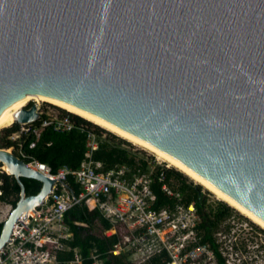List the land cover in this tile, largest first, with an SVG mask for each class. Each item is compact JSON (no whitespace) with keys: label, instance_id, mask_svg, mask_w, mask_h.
I'll return each instance as SVG.
<instances>
[{"label":"water","instance_id":"95a60500","mask_svg":"<svg viewBox=\"0 0 264 264\" xmlns=\"http://www.w3.org/2000/svg\"><path fill=\"white\" fill-rule=\"evenodd\" d=\"M28 93L160 153L264 224V0H0V123ZM0 167L20 185L2 247L54 180L13 147ZM21 177L40 189L26 194Z\"/></svg>","mask_w":264,"mask_h":264},{"label":"built area","instance_id":"2783aa9c","mask_svg":"<svg viewBox=\"0 0 264 264\" xmlns=\"http://www.w3.org/2000/svg\"><path fill=\"white\" fill-rule=\"evenodd\" d=\"M49 125L59 131L75 126L67 114L39 109L36 121L20 124L19 130L10 135L18 141L15 153L28 157L22 150V134H34L35 140L29 143L32 147ZM88 137V160L77 168L64 165L53 171L49 164L33 157L25 161L54 182L40 205L22 211L16 218L8 240L0 247V264H82L78 247L69 244L73 233L65 221L66 212L77 203H84L89 210L98 209L110 221L112 226L103 230V235L111 236L118 230L120 239L108 252L125 254L133 264H240L244 259L251 260L253 253L264 254L258 242L242 240L238 226L224 227L222 221L210 231L212 241L204 240L209 231L203 219L208 208L204 204L199 212L195 200L186 203L182 199L181 192L165 180L163 167L168 166L145 158L147 166L105 168L101 161L91 159L97 143ZM156 165H161L157 179L161 189L174 198L172 204L155 206L152 182ZM69 176L78 186L76 193L68 185ZM12 207L9 204L6 216ZM89 257L92 264H103L95 249Z\"/></svg>","mask_w":264,"mask_h":264},{"label":"trees","instance_id":"16d2710c","mask_svg":"<svg viewBox=\"0 0 264 264\" xmlns=\"http://www.w3.org/2000/svg\"><path fill=\"white\" fill-rule=\"evenodd\" d=\"M74 121L75 126L69 131L55 130L53 126L49 125L44 127L38 139L35 141L34 146L29 147L30 141L35 140L32 133L22 134L20 140L22 141V150L28 155L23 157L26 161L33 157L39 161L46 162L50 165L53 171L66 165L70 168H77L88 160L85 153L90 151L87 145V131L88 125H92L90 121L76 115L72 112L63 111ZM36 123V122H35ZM20 124L14 121L11 125L2 127L0 129V147L8 148L13 146L15 152L18 154L17 140L10 138V135L19 130ZM94 132L100 134L102 129L97 125L94 126ZM113 140L97 142V147L91 150V159L99 160L103 163L105 168H110L115 165L127 164L135 166L141 164L147 166V160L143 157L136 158V154L131 152L128 148L122 145L126 143L122 138L114 134H109ZM116 139V141H114ZM49 142V144H48ZM161 165H156L153 172L152 188L156 194L155 206H164L172 204L175 200L173 197L167 195L161 189V181H158L157 176L160 173ZM165 180L174 188L181 191L184 187L189 186L184 184L177 188L174 186V179L182 180L184 178L178 170L170 167H163ZM21 181L25 187L26 194L36 193L41 186V182L34 178L21 177ZM68 185L73 192L78 191V186L69 176ZM0 200L9 201L14 206L19 198L20 185L13 175H10L0 170ZM10 197V198H9ZM182 199L187 203L195 200L199 212L205 204V197L200 194L198 187H191L189 193L182 194ZM229 215V208L222 202L218 207L210 208L205 212L203 217L205 224L208 226L209 231L205 234L204 240L209 239L212 241L210 231L218 226V223L223 221ZM65 221L69 224L73 237L69 241L72 247H78L81 255L83 256L82 264H92V259L89 257L90 252L95 249L103 259V264H133L125 254L113 255L108 252V249L113 246L120 239L119 231L111 236L103 235V230L112 226L110 221L102 216L98 209L89 210L84 203H77L73 205L65 214ZM76 222H81L79 224ZM2 222H0V232ZM71 253H68L70 256Z\"/></svg>","mask_w":264,"mask_h":264},{"label":"rangeland","instance_id":"374dc122","mask_svg":"<svg viewBox=\"0 0 264 264\" xmlns=\"http://www.w3.org/2000/svg\"><path fill=\"white\" fill-rule=\"evenodd\" d=\"M33 102L34 101L31 100V101L26 102L23 105H24V107H28ZM39 104H40V109L44 112L63 113V111H67V110H65V109H63V108H61L55 104L47 102V101H42ZM91 124L92 125H88L89 129L87 131V137L89 135V137H88L89 140L95 141L96 143L99 141H104L106 139L108 141H110V139H111V141L113 140L112 138H110L109 134H114V133H112V132L106 130L105 128H102V127L97 125L98 127H100L102 129L100 134H97L96 132L93 131L94 126L96 124H94L92 122H91ZM114 135H116V134H114ZM116 136L119 137L118 135H116ZM119 138H121V137H119ZM123 140H125V139H123ZM114 141H116V139ZM125 142L126 143H122V145L125 146L126 148H128L134 154H136V158L143 157L144 159L146 158V159L153 160L157 164H161L163 166H168L174 170H178L175 167L169 166L167 164V162L163 161L162 159L157 158L154 153H152V152L150 153L148 150H146L142 147H139V146L127 141V140H125ZM1 170H3V169H1ZM3 171L6 172L5 170H3ZM179 172L182 174V177L184 178V183L182 180L174 179V181H175L174 186L177 188H180V186H183L184 184L189 185V186L184 187L182 194L189 193L191 187L194 186V187H198V191L200 192V194L205 197V205L207 206L208 209H210V208L214 209V208L218 207L220 202L224 203L229 208V215L226 218H224L222 221V223L224 224V227L225 226L228 227L229 225L238 226L239 227L238 231H239V234H240V237L242 238V240L248 239L251 242H258V244L261 247L263 246V253H264V229L263 228L258 226L256 223H254L250 219H248L245 215L238 212L232 206H230V205L226 204L224 201L218 199L216 196L213 195L212 192H210L209 190H207L206 188H204L200 184L196 183L192 179H190L184 173H182L181 171H179ZM9 204H10L9 201L0 200V219L6 218L5 216L8 212ZM258 254L260 255V253H258Z\"/></svg>","mask_w":264,"mask_h":264},{"label":"bare ground","instance_id":"6f19581e","mask_svg":"<svg viewBox=\"0 0 264 264\" xmlns=\"http://www.w3.org/2000/svg\"><path fill=\"white\" fill-rule=\"evenodd\" d=\"M26 96L11 110L9 111L6 115H5V118L6 120L3 122V123H0V128L2 127H5V126H9L10 124H12L14 121H15V114L16 112L24 107L23 104H25L26 102L28 101H34L35 103H40L42 101H47V102H50L52 104H55L69 112H72L76 115H79L83 118H85L86 120L102 127V128H105L106 130L118 135L119 137L139 146V147H142L146 150H148L150 153H154L156 155L157 158L159 159H162L163 161L167 162V164L169 166H172V167H175L176 169H178L179 171H181L182 173H184L186 176H188L190 179H192L193 181H195L196 183L200 184L201 186H203L204 188H206L207 190H209L210 192L213 193L214 196H216L218 199L224 201L226 204L232 206L233 208H235L238 212H240L241 214L245 215L248 219H250L251 221H253L254 223H256L258 226H260L261 228L264 229V224L261 223L259 220H257L256 218H254L252 215H250L249 213H247L245 210H243L242 208H240L239 206H237L236 204H234L232 201H230L229 199H227L226 197H224L223 195H221L219 192H217L216 190H214L213 188H211L210 186H208L206 183H204L203 181H201L199 178H197L196 176H194L193 174H191L190 172H188L187 170H185L184 168H182L180 165L176 164L175 162L171 161L170 159L166 158L165 156L161 155L160 153L150 149L149 147L141 144L140 142L130 138L129 136L121 133L120 131L104 124L103 122L73 108V107H70L68 105H65L63 103H60L58 101H55L53 99H50V98H47V97H44V96H40V95H37V94H31V93H28V94H25ZM158 159V160H159Z\"/></svg>","mask_w":264,"mask_h":264},{"label":"flooded vegetation","instance_id":"af4514ba","mask_svg":"<svg viewBox=\"0 0 264 264\" xmlns=\"http://www.w3.org/2000/svg\"><path fill=\"white\" fill-rule=\"evenodd\" d=\"M252 256L253 258L251 260L244 259L240 261V264H264V254L257 256L253 253Z\"/></svg>","mask_w":264,"mask_h":264}]
</instances>
